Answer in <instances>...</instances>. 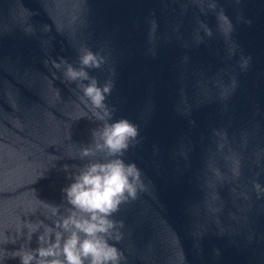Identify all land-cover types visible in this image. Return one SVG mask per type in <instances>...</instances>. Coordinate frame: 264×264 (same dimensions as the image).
<instances>
[{
    "label": "water",
    "instance_id": "water-1",
    "mask_svg": "<svg viewBox=\"0 0 264 264\" xmlns=\"http://www.w3.org/2000/svg\"><path fill=\"white\" fill-rule=\"evenodd\" d=\"M85 49L140 129L120 264H264V0H0V264L88 162L95 110L52 65Z\"/></svg>",
    "mask_w": 264,
    "mask_h": 264
},
{
    "label": "clouds",
    "instance_id": "clouds-1",
    "mask_svg": "<svg viewBox=\"0 0 264 264\" xmlns=\"http://www.w3.org/2000/svg\"><path fill=\"white\" fill-rule=\"evenodd\" d=\"M78 62L75 66L61 58L59 62L53 60L52 65L66 80L76 83L95 110L98 126L92 129L91 142L79 150L78 156L72 155L88 162L74 166L75 171L64 166L71 180L62 189L64 203L49 205L51 217H55L51 224L43 220L28 223V239L39 233L38 246L16 250L13 258H19L20 264H120L122 254L110 241L122 238L123 221L112 217L122 203L135 199L142 187L140 170L123 158L139 143L140 129L127 118H113L115 109L105 101L114 82L105 80L101 84L90 75L88 70L101 69L104 58L85 49L78 55Z\"/></svg>",
    "mask_w": 264,
    "mask_h": 264
}]
</instances>
